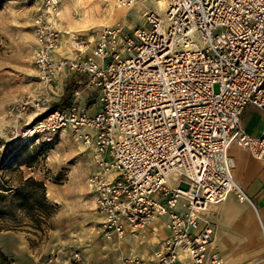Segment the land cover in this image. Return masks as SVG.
<instances>
[{
  "label": "built area",
  "instance_id": "1",
  "mask_svg": "<svg viewBox=\"0 0 264 264\" xmlns=\"http://www.w3.org/2000/svg\"><path fill=\"white\" fill-rule=\"evenodd\" d=\"M57 5L38 0L32 15L36 79L51 93L57 74L82 76L99 105L48 107L45 94L32 98L41 114L29 130L67 127L91 146L85 181L104 238L164 216L158 245L118 264H225L203 212L230 192L249 199L232 176L230 144L264 160V121L253 133L239 120L245 104L264 107V0H164L162 12H143L128 32L102 24L89 46L71 33L72 52L55 57ZM78 259L77 250L49 251L37 264Z\"/></svg>",
  "mask_w": 264,
  "mask_h": 264
},
{
  "label": "rangeland",
  "instance_id": "2",
  "mask_svg": "<svg viewBox=\"0 0 264 264\" xmlns=\"http://www.w3.org/2000/svg\"><path fill=\"white\" fill-rule=\"evenodd\" d=\"M37 2L0 0V157L20 144L14 156L0 165V180L16 183L24 173L39 175L45 181L46 200L41 210L25 213L30 218L28 223L17 212L20 208L10 204L6 207V220L0 226L15 225L26 231L28 249L19 264H37L38 257L49 251L64 256L77 250V264H118L122 256H146L164 234L162 220H158L162 229L151 228L158 222L155 217L144 227L127 230L119 238H104L85 181L92 168L91 146L82 143L67 127L48 133L29 130L41 114L32 105V98L45 94L48 107H64L72 100L87 111L99 105L97 91L85 86L82 76L56 78L51 93L36 79L31 62V19ZM163 5L164 0H135L132 5L122 7L114 0H58L59 41L53 53L72 52L71 33L82 37L89 46L102 24L118 22L128 32L143 22V12L160 13ZM27 155L29 164L20 163ZM49 186L56 190L57 200L47 195Z\"/></svg>",
  "mask_w": 264,
  "mask_h": 264
},
{
  "label": "crops",
  "instance_id": "3",
  "mask_svg": "<svg viewBox=\"0 0 264 264\" xmlns=\"http://www.w3.org/2000/svg\"><path fill=\"white\" fill-rule=\"evenodd\" d=\"M62 52L60 55L71 53ZM52 55L60 56L55 55L53 51ZM58 77L63 78V74H57L55 80ZM253 107L245 104L240 112L239 120L246 130L254 133L264 121V107ZM228 153L233 158L232 176L244 189L249 199L240 200L230 192L221 201L209 204L204 209L203 215L214 226L212 243L222 255L225 264H264V160L251 156L245 148L235 144L228 146ZM27 174L24 173L23 176ZM31 175L41 179L45 184L41 176L34 173ZM46 193L54 200L58 199L57 192L52 187L49 186ZM17 212L23 217V221L30 222V218L22 209ZM2 220H6L5 213H0V222ZM155 220H162L165 234L164 216H159ZM10 221L14 222V220ZM156 226L162 229L159 221L156 224L153 223L151 228L156 229ZM25 232L23 229L15 228V225L0 226V251L3 254L1 264L21 262L28 249Z\"/></svg>",
  "mask_w": 264,
  "mask_h": 264
},
{
  "label": "trees",
  "instance_id": "4",
  "mask_svg": "<svg viewBox=\"0 0 264 264\" xmlns=\"http://www.w3.org/2000/svg\"><path fill=\"white\" fill-rule=\"evenodd\" d=\"M20 148L12 147L6 153H1L0 165L5 164L9 157L14 156V151ZM29 155L20 163L28 165ZM44 183L41 179L35 178L31 174L21 175L16 183L0 180V213H5L6 207L10 204L22 209L25 213L31 210H41L45 205ZM3 254L0 251V264Z\"/></svg>",
  "mask_w": 264,
  "mask_h": 264
},
{
  "label": "bare ground",
  "instance_id": "5",
  "mask_svg": "<svg viewBox=\"0 0 264 264\" xmlns=\"http://www.w3.org/2000/svg\"><path fill=\"white\" fill-rule=\"evenodd\" d=\"M119 5H120V4H119ZM120 6L122 7L123 5H120ZM56 48H57V46H56ZM56 48H55V49H56Z\"/></svg>",
  "mask_w": 264,
  "mask_h": 264
}]
</instances>
